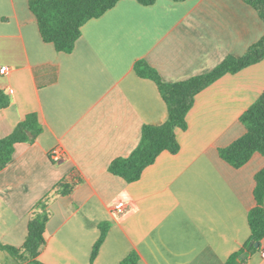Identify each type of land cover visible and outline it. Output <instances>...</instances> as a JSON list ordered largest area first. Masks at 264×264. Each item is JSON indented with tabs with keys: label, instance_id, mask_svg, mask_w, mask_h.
<instances>
[{
	"label": "crops",
	"instance_id": "obj_1",
	"mask_svg": "<svg viewBox=\"0 0 264 264\" xmlns=\"http://www.w3.org/2000/svg\"><path fill=\"white\" fill-rule=\"evenodd\" d=\"M29 1L0 0V69L9 70L0 89L10 100L0 110V140L29 114L42 127L0 171V243L20 248L34 204L75 173L73 192L49 202L43 264H119L131 253L135 264H226L235 254L238 263L264 264V240L243 251L264 157L254 153L236 169L219 156L245 133L239 118L264 92V59L195 96L186 129L175 131L176 154L162 152L133 183L108 172L135 149L143 126L167 119L155 83L135 73V62L167 84L206 74L264 35L255 11L242 0H120L81 27L70 53H59L41 39ZM53 148L63 154L58 164ZM0 264L15 263L0 254Z\"/></svg>",
	"mask_w": 264,
	"mask_h": 264
},
{
	"label": "trees",
	"instance_id": "obj_2",
	"mask_svg": "<svg viewBox=\"0 0 264 264\" xmlns=\"http://www.w3.org/2000/svg\"><path fill=\"white\" fill-rule=\"evenodd\" d=\"M119 1L30 0L28 7L36 19L43 42L52 44L59 53H70L81 35V27L87 21L103 15ZM135 1L142 6H151L156 2V0ZM242 1L250 6L264 23V0ZM263 59L264 35L242 56H226L210 72L178 83H164L158 73L145 61L135 62L133 66L135 73L155 83L166 105L167 119L160 126H143L135 149L127 157L113 160L108 166V172L120 177L126 183H133L139 180L143 170L153 164L162 152L176 154L180 147L175 131L186 129V116L194 104L195 96L221 77L236 74ZM9 103V97L0 89V110L6 108ZM239 121L245 128L244 135L219 150L220 158L236 169L245 165L254 153L264 157V92L241 114ZM41 132L42 127L37 115L29 114L17 124L9 136L1 139L0 171L11 161L16 144L32 143ZM27 133H30V136ZM79 182L76 174L71 173L62 178L48 194L34 204L29 212L27 235L20 248L0 243V250L9 256L13 263L43 264L37 258L45 245L44 230L50 217L49 202L53 197L70 195ZM254 182L255 206L247 215L250 238L243 246V251L247 252L259 250L264 240V168L255 174ZM104 237L105 231L101 230V235L91 252V262L96 257ZM238 257L239 254L231 256L226 264H245L238 263ZM136 260L135 254L131 253L119 264H135Z\"/></svg>",
	"mask_w": 264,
	"mask_h": 264
},
{
	"label": "built area",
	"instance_id": "obj_3",
	"mask_svg": "<svg viewBox=\"0 0 264 264\" xmlns=\"http://www.w3.org/2000/svg\"><path fill=\"white\" fill-rule=\"evenodd\" d=\"M9 73V70L7 67H2L0 69V74L7 75ZM49 159L53 164H58L63 159V154L58 148H53L49 152ZM125 205L122 202H119L115 205L114 210L116 214H122L124 212ZM260 256L264 258V247L260 249Z\"/></svg>",
	"mask_w": 264,
	"mask_h": 264
},
{
	"label": "rangeland",
	"instance_id": "obj_4",
	"mask_svg": "<svg viewBox=\"0 0 264 264\" xmlns=\"http://www.w3.org/2000/svg\"><path fill=\"white\" fill-rule=\"evenodd\" d=\"M0 254H2V256H4V257H6V256H7L5 253H1V252H0Z\"/></svg>",
	"mask_w": 264,
	"mask_h": 264
},
{
	"label": "water",
	"instance_id": "obj_5",
	"mask_svg": "<svg viewBox=\"0 0 264 264\" xmlns=\"http://www.w3.org/2000/svg\"><path fill=\"white\" fill-rule=\"evenodd\" d=\"M28 134V136H30V133H27ZM255 247H257V244H255Z\"/></svg>",
	"mask_w": 264,
	"mask_h": 264
}]
</instances>
